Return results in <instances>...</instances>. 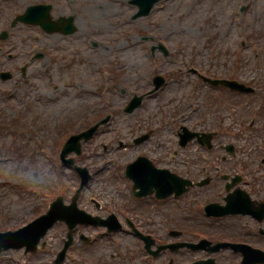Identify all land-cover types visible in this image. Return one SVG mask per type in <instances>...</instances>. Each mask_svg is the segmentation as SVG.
Listing matches in <instances>:
<instances>
[{"label": "rangeland", "instance_id": "1", "mask_svg": "<svg viewBox=\"0 0 264 264\" xmlns=\"http://www.w3.org/2000/svg\"><path fill=\"white\" fill-rule=\"evenodd\" d=\"M130 1L0 0V30L9 33L0 42V71L12 72L10 80L0 79V230L27 224L56 195L69 200L79 178L61 164L62 146L68 136L102 118L109 117L108 122L83 144L81 154L66 156L92 174L78 201L86 209L93 208V198L111 203L121 190L126 196L122 176L117 179L126 163L146 151L160 157L163 145L171 153L179 125L210 131L216 121L213 111L239 109L235 123L256 113L251 131L244 134L240 127L236 136L224 132L218 139L234 141L240 157L258 156L244 151L247 142L264 151V0H158L147 16L137 19H132L138 9ZM38 3L51 4L55 20L73 17L74 32L47 35L22 24L9 27L15 15ZM33 45L43 56L30 61L21 75ZM190 70L211 78L234 77L257 93L247 100L226 97L194 85ZM153 74L164 76L166 84L135 111L124 112L134 94L152 88ZM148 130L149 142L134 146L133 136ZM187 214L195 217L194 227L202 226L197 213ZM64 235L63 226L55 225L43 239L47 252L55 253ZM44 252L29 257L31 264L45 263ZM21 259L20 251L11 250L0 255V264H21Z\"/></svg>", "mask_w": 264, "mask_h": 264}, {"label": "flooded vegetation", "instance_id": "2", "mask_svg": "<svg viewBox=\"0 0 264 264\" xmlns=\"http://www.w3.org/2000/svg\"><path fill=\"white\" fill-rule=\"evenodd\" d=\"M27 55L29 62L34 61L36 53L33 57L29 53ZM7 58L11 60L13 56L8 53ZM22 66L20 71L24 75L28 64L24 70ZM213 119L216 121L210 130L216 134L209 149L199 146L196 140L181 146L175 139L171 153L166 145L159 144L163 151L160 157L150 156L149 151L142 155L154 168L189 180L192 184L186 192L179 196L172 194L156 198L154 190L151 194L137 196L140 189L137 186L134 188L135 182L127 179L122 171L117 179L125 182L127 195L123 196L121 190L120 194L111 198V203L91 199L93 208L83 209L98 218V224L87 222L76 226L74 241L63 264H239L242 251L248 255L253 254L250 250L264 253V151L256 144L251 149L247 142L244 143V151L248 153L251 150V154L258 153V156L240 157L234 141L218 139L222 134H219L220 130L224 129L226 134L237 125V130L243 127L242 132L251 131L256 126V120L244 124L241 119H236L238 123H235V116L224 117L223 114H213ZM189 129L193 131L194 126ZM146 134L148 138L139 144L136 139L140 136L136 135L132 144L138 146L149 142L152 131L148 130ZM230 145L234 147V154L226 150ZM222 151V154H217ZM202 152L206 154L200 155ZM138 156L135 155L130 162ZM144 168L147 169V165ZM203 181L205 184L200 186ZM202 190H208V196H204ZM69 196L71 198L72 194ZM70 198L64 197V201L69 202ZM206 204L216 205L209 217L204 214ZM186 211L197 213L204 220L200 222L202 226L194 227L192 222L195 217L189 219L190 214L185 215ZM149 212L155 219L149 217ZM169 212L176 214L170 215ZM60 225L66 235V226L63 223ZM64 237L55 253L47 252L46 246L35 253L23 251V264H31L28 258L43 250L46 251L43 253L42 259L46 261L43 264H53ZM221 243L236 247L213 249Z\"/></svg>", "mask_w": 264, "mask_h": 264}, {"label": "water", "instance_id": "3", "mask_svg": "<svg viewBox=\"0 0 264 264\" xmlns=\"http://www.w3.org/2000/svg\"><path fill=\"white\" fill-rule=\"evenodd\" d=\"M155 1L156 0H135V2L140 6V11L136 15V17L147 15ZM49 10H50V6L48 5L30 6L26 8V11L24 14L18 15L15 20L16 22L20 21V22H24L27 24H38L44 30L49 32L51 31ZM70 24L71 22L69 21L67 24V28L68 26H70ZM70 32H72L71 28L66 31V33H70ZM3 78L4 79L9 78V75H3ZM213 83L218 84L219 82H213ZM225 84L229 85L233 89L251 91V89H246L243 86L237 85L235 83H225ZM140 100L141 98H138V97L131 100V102L126 108V111L130 112L134 108H136L139 105ZM106 120L107 119L102 121V123H105ZM97 127L98 125L90 128L88 131H86L85 133L81 135H77V136L69 138L62 152V158H64V156L72 150L76 151L79 154L80 153V142L79 141L81 139H83L84 141H87L88 139H90L92 135L94 134ZM66 162L69 164L73 163L72 160H68ZM131 168L132 166L127 167L126 173H127V176L134 178L133 175H131L132 174ZM75 169L81 176V184H80L79 189L77 190V193H79L81 188L87 182L89 176L87 174L86 169L79 168V167H75ZM134 179L138 180L139 178L138 179L134 178ZM148 179L150 182L157 181L158 179L164 180L163 177H156V174H154V172L152 176L149 177ZM181 183L187 184V181H181ZM168 187H169L168 194H170L172 192L171 191L172 185L169 184ZM159 189H161V187ZM75 200H76V196L74 197L73 202L69 207H64L61 205V202L58 199L51 205L49 212L45 216L41 217L36 223L31 224L26 229L13 232V233L11 232L0 233V252H2L3 250H7L9 248L19 249L23 246H26L28 250L34 249L36 244L40 240V238L45 234L46 230L50 228L52 224H54V222L58 220H64L68 222L69 226H73V224L77 222H82L83 220V218L81 217L82 212L76 209ZM65 250H66V247L60 254L62 258L64 256Z\"/></svg>", "mask_w": 264, "mask_h": 264}]
</instances>
